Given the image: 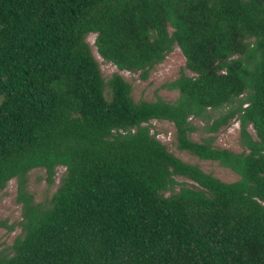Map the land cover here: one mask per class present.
<instances>
[{
    "label": "trees",
    "instance_id": "16d2710c",
    "mask_svg": "<svg viewBox=\"0 0 264 264\" xmlns=\"http://www.w3.org/2000/svg\"><path fill=\"white\" fill-rule=\"evenodd\" d=\"M91 33L144 80L179 47L178 97L135 101L120 73L107 94ZM192 118L238 119L243 150L195 140ZM151 120L239 179L170 152ZM60 166L35 202L30 171ZM14 178L22 234L0 264H264V0H0V189Z\"/></svg>",
    "mask_w": 264,
    "mask_h": 264
},
{
    "label": "rangeland",
    "instance_id": "374dc122",
    "mask_svg": "<svg viewBox=\"0 0 264 264\" xmlns=\"http://www.w3.org/2000/svg\"><path fill=\"white\" fill-rule=\"evenodd\" d=\"M96 34L88 35L87 40L92 46V50L98 59L103 76L106 81V92L109 94L110 86L108 81L115 73H120L128 82L131 83V95L135 101L149 100L154 101L162 98L167 101H174L178 95V90L167 87L169 82L178 78L183 70L189 72L186 66V58L179 47L174 50L160 63L157 68L150 74L147 80L140 77L138 73L120 70L115 64L102 58L95 46ZM221 110L211 111V118L217 117ZM196 130L191 136L200 141L202 138L215 136L214 144L216 146L225 147L240 152L243 150L240 138V122L234 119L230 124L223 126L219 131L212 133L207 129L211 122L208 118H192ZM148 125L152 132L167 146L168 150L181 159L199 165L206 172L212 173L216 177L233 182L239 179L240 175L231 168L220 165L217 161L209 159H201L200 157L178 147L176 139L175 126L167 120H151ZM251 132L255 135V131L250 127ZM65 168L60 166L57 168L54 182L49 183L47 180L46 170L43 168H35L28 174L27 191L33 196L35 202L48 203L57 187ZM179 181H189L186 177L177 176ZM18 180L16 178L10 180L5 188L0 189V253L2 251H11V247L15 239L22 234V203L18 200Z\"/></svg>",
    "mask_w": 264,
    "mask_h": 264
}]
</instances>
